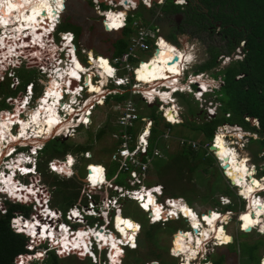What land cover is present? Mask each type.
<instances>
[{
    "label": "built area",
    "instance_id": "obj_1",
    "mask_svg": "<svg viewBox=\"0 0 264 264\" xmlns=\"http://www.w3.org/2000/svg\"><path fill=\"white\" fill-rule=\"evenodd\" d=\"M90 1L92 4V8L96 15L98 16V20L103 28V31L106 32H120L123 29L129 27L130 32L127 36V47L126 49L115 55L112 58L105 57L108 61L109 67L113 71V74L109 75L106 73V77L104 82L100 84V90L97 91L103 97H99L96 95V92H88L89 85L85 84V75L87 71L83 69H78V77L73 79L72 81H68L66 84V88L64 90L63 96L61 97L63 100L69 98V95H72V91L78 87L79 91L74 96L75 101L67 104V107H70L73 115H70L69 112L63 110L61 113L64 118L72 121L71 124L66 125L62 128L57 135L61 136L65 139L72 138L74 133L77 131L79 125H83V127H89L93 120V110L96 104H102L104 99L112 96L116 93H122L126 91V89H130V92L134 94H138V102H142L144 105H156L157 111L160 113L163 120L168 122L171 125H176L182 122V117L180 116V106L175 100L174 93L177 90L188 91L191 92L194 98L198 101L199 107L202 111V117L204 120L211 119L218 112L219 102L216 99V92L220 89L224 84L223 75L218 73L216 78H212L210 74L201 73L197 75H187L186 77L182 76L183 74L177 72L176 75L167 78L166 81H171L172 83H165V78L159 79L155 85H148L147 82H144L137 78V70L142 68V64H148L154 58V51L156 48L161 49L160 41L165 36L161 30V25L158 23L157 19L161 15V7L165 4L166 0H86ZM66 2V1H65ZM174 4H179L183 6V3L186 0H172ZM64 3V1H63ZM66 5V4H65ZM140 8L146 9L151 12V15L146 18L147 22L143 21L142 17H138L136 13ZM64 8L62 9V11ZM62 11L59 12L61 15ZM58 19L60 16L57 17ZM49 23H56L55 29H53V25L50 27L52 29H47V32L43 35V39L39 46H37L31 36L27 39L26 46L23 50H19L21 52H12L6 50L3 53H0V78H8L9 79V88L15 89L20 86L22 82V77H19L14 72H5L4 69L10 63L14 64V58L17 55H24V58H28L30 51H32L33 55L35 54V50L40 51V55L36 54L33 61L36 59L39 65V72L41 74H50V69H55L60 66V64L70 63L71 57H69L68 52L71 50V45H73V52L78 59V53H80L85 62L81 61L83 68L88 69L86 66V62L90 65V72L92 73L90 80H93L94 76V84H97L101 81V76L99 73V69L101 68L100 64L93 61V57L96 55L93 53L91 49H87L85 46H77L75 42V35L70 30L58 31L56 32V26L59 21L54 22L49 19V21L45 24L47 27ZM104 25L108 26V30L104 28ZM3 28L0 29V38L2 37ZM40 33V32H39ZM58 36L56 41L55 35ZM69 34L70 39L65 42V35ZM9 36V33H6ZM25 37H28L24 34ZM18 37V36H17ZM4 39V37H3ZM9 39V37L7 38ZM168 42L166 39H164ZM65 43L67 44L65 46ZM32 45H35V48H31ZM175 47V52H179V48ZM0 48V51H2ZM31 48L28 52L26 49ZM42 49V51H41ZM148 51H152L151 54L146 58H140L139 56ZM39 56V57H38ZM37 57L39 61L37 60ZM66 58V60H65ZM79 60V59H78ZM230 57L224 56L220 61V67L224 66ZM68 61V62H67ZM179 62V61H178ZM19 67V66H18ZM60 68V67H59ZM92 68L94 71H91ZM59 70V69H58ZM89 70V69H88ZM219 70V67L216 68ZM219 72V71H217ZM89 73V72H88ZM14 75V76H13ZM12 76V77H10ZM45 76V75H44ZM205 76V77H204ZM46 79V77H45ZM26 80V79H25ZM40 82V79H38ZM188 80V84H183V81ZM24 81V79H23ZM39 82L37 78L27 79V82L19 88L18 92L14 96H7L5 98V103L11 105L15 103L16 109L4 108L0 109V126L1 122H10V132L19 133L18 127L20 119H26L29 116V113L33 108L29 106L32 100L36 99L35 94H37V89H39ZM46 82L42 83L43 89L40 90V94H44L46 88ZM75 82L76 85L73 83ZM153 86L155 89L153 90V95L150 94V91H146V89ZM187 86V88H186ZM192 86V87H191ZM74 87V88H73ZM116 88V90H114ZM145 90V91H144ZM160 90L161 92H167L169 95L162 98L160 94L155 91ZM104 91V92H103ZM81 92H88V94H83L81 96ZM18 93L21 95L18 98ZM124 98L122 100H112L114 102L113 108L116 113V127L115 130L111 132V137L114 143V149L110 153V159L115 162L117 169L116 174L112 176L111 179L106 178L107 169L104 165L94 161H88L85 164V176L82 185L83 196L85 198L82 203H73L64 211L58 208L50 207V194L44 184L40 183L38 185H34V182L29 181L28 184L23 183L25 188L33 187V197L35 199L36 204H33V208L38 210L39 214L35 216L39 219L41 223L48 222L51 230L59 232L60 226L65 225L68 236L73 239L77 236V231L80 228L86 229L87 231H92L94 229L102 228V232L109 234H114L117 236L118 241L121 239V235L115 232V223L116 217L120 215L123 203L125 201L133 202L140 211L147 215V222L151 224H155L157 222H167L173 219H182L185 218L186 222H188L185 215L182 211L177 208L176 204L179 205V202L186 203L183 197L177 196L173 197L165 194L164 187L160 183H154L147 185L144 181L146 179L147 174L150 169L155 166L158 160L166 159L167 154L174 148V146L183 147L189 146L190 148L197 150L199 147L206 151V155H211L215 159V164L217 169L219 170L221 176L229 186V188L234 192L233 197L227 194H220L218 197L217 205H214L212 208H207L201 211H197L190 206V209H193L198 217L201 219V222L206 223L203 220V213H209L208 211H216L217 215L227 214V219L219 218L217 219L218 224H222V226H227L231 222L236 224V228L238 231L243 232H251L256 231L260 233L259 227L264 228V223L259 224V226L253 225L250 226V230L248 231V227H244L243 223L246 221L243 219V216L246 209H248V198L241 193L240 180L238 173L236 170L233 171V175H229L231 169L229 167L228 162L229 158L227 156H221L220 151L217 146V137L221 136L222 140L225 142L228 148L232 149L236 153V159L238 161L243 160V156L246 155V168L247 171L243 174V183L242 185L250 184L253 186V191L251 192V204L254 199L264 200V152L258 153V156L261 158L258 162L254 163L251 161V157L247 155L245 148L248 146L249 137H251V132L249 129L244 128L243 126L237 123H229L223 122L219 124L215 131L214 135L210 141H205L201 143L198 139H187L184 137L175 136L170 127H166L160 133V135L151 142L152 136V127L155 125L154 119L148 114H144L140 111L139 105L134 101V98L131 96ZM41 95L37 96L38 105L34 107L35 109L40 104ZM107 96V97H106ZM23 97V98H22ZM27 101V103H25ZM170 113L173 117L170 118ZM229 113H226L225 116L229 117ZM246 120L254 122L257 124V120H250L249 117H244ZM30 135H28L29 137ZM143 137V139H141ZM18 140H21L18 138ZM23 140V139H22ZM9 141L5 138L0 140V145L3 148H7ZM210 146L213 148L210 149ZM39 147V146H37ZM35 147H33L32 151H34ZM9 153V152H8ZM21 155H26L24 152H20ZM92 153L89 150L85 151V158L91 159ZM225 158V159H224ZM72 159V158H71ZM74 162V160H72ZM70 164V171L63 170L59 167L56 162H63L61 158H53L48 162V168L51 172H57L62 176L70 177L73 174L72 164ZM15 165V164H13ZM10 166V165H9ZM8 166V167H9ZM7 167V166H6ZM23 167H19L21 169ZM13 173L12 170H10ZM118 173H121L124 178L122 183H117L114 180L117 178ZM235 177V181L233 179ZM95 181V182H94ZM239 181V183H237ZM159 189V191H156ZM25 192V191H24ZM25 196L24 199L28 197L27 193H23ZM22 194V195H23ZM40 197H42L40 199ZM18 199H21L18 198ZM147 205V207H145ZM188 205V204H187ZM47 206L52 209L55 217L62 218L65 217V222H60L58 228H56L55 218H50L47 214ZM189 206V205H188ZM230 206V207H228ZM160 208L159 219H156V209ZM49 209V210H50ZM73 213H77V215H73ZM168 213H174V215H169ZM250 218H255L254 215L258 216L259 221L264 222V213L255 211V208H251L249 212ZM125 219H129L126 216H123ZM15 224L18 225V221L22 222V216H18L13 219ZM25 220V219H23ZM26 221V220H25ZM103 222V223H101ZM133 222V221H131ZM83 223V224H82ZM162 223V224H165ZM113 225V229L109 227V225ZM160 224V223H159ZM139 225V224H138ZM188 225L190 223L188 222ZM76 226V227H75ZM73 228L76 230L73 231ZM193 228H197L192 226ZM140 230V225L137 227L133 233L134 236L132 239H127L124 241V244H119L123 252L120 253L115 259L110 258V249L107 244L100 245L99 240L95 238L94 232H90L92 236H87L86 239L87 245H89L88 252H85L84 249H65L64 247H57L56 252L58 255H69L71 253H76L79 257H87L94 264H119L120 259L124 257V248L128 247L130 249L136 248V238L138 236ZM128 231V230H127ZM176 230V232H178ZM198 231V228H197ZM196 231V232H197ZM225 231L234 237L233 231L225 228ZM173 233V235L176 234ZM187 232V231H185ZM195 232V231H194ZM106 235V236H107ZM123 237V236H122ZM94 239V241H93ZM45 241V237H39L36 239L31 238V242L26 245V248L29 250V254H18L16 256V264L24 256H34L36 257L38 254L42 256L46 249H35V245L38 243H42ZM209 241H214L215 245L218 244H228L226 243H218L219 240H215L213 237L209 238L208 241L204 244L206 254L208 252ZM232 241V239H231ZM94 242L96 243L97 252H94ZM197 254L201 255L202 252L198 251ZM87 255V256H86ZM103 255V258L101 256ZM172 255H174L172 253ZM174 256L179 257V264L183 262V256L181 254H176ZM23 261V260H22ZM261 264H264V255L261 257ZM146 264H160L158 261H148ZM191 264H195L194 259L191 260ZM212 264V262L207 263Z\"/></svg>",
    "mask_w": 264,
    "mask_h": 264
},
{
    "label": "rangeland",
    "instance_id": "obj_2",
    "mask_svg": "<svg viewBox=\"0 0 264 264\" xmlns=\"http://www.w3.org/2000/svg\"><path fill=\"white\" fill-rule=\"evenodd\" d=\"M63 1H64V5L66 4L64 7L62 5ZM63 8H64V10L62 11ZM34 10L36 13H39V15H37L38 21H42L43 16H44L43 13L47 12L46 15L44 16V20H43V23H45V24L49 21V19L51 21H55L57 19V17L60 16L59 23H57V26H56V32L61 31L59 29V24L62 21V18L66 17V16L69 17V15H70L71 16V19H69L70 23L72 21L71 24L73 26L76 23V24H79L81 27V30H80L81 33L77 39L78 41H75L76 45L78 47L79 46H85L87 49H91L93 51V53L96 54L95 55L96 57L100 56L106 62H108V61L105 59V57L112 58L115 56V54L113 53V46H111V44L116 39L115 37L118 36V33L117 32L103 31V28L101 27V24L98 20V16L94 12V10L92 8V4L90 1H86V0H59V2H57V0H52V1L51 0H39L36 4ZM140 10H141V15H143V16L147 15L146 18H148L151 15V12H149L146 9L140 8ZM60 11H62L61 15L59 14ZM40 15H42V19H41ZM177 15H179V17L175 18V19H178V22L183 21V16L181 14H177ZM24 22L26 24L25 20H21L20 24L22 25V24H24ZM31 23L32 22H30V24ZM17 24L18 23H15L13 29H8V28H10V26H5L3 30L6 32L11 31V30H16L18 32V30H21V27H18ZM51 25H53V27H54L53 29H55V24L49 23L48 27L46 25H44V29L41 30L40 33L39 32H36V33L30 32V33H28V35H26L28 37H25V36L21 37L18 40L20 45H19V47L15 48L14 52L18 53V52H21L19 50H23V48L26 46L25 42L27 41V39L30 38L29 36H31L34 43L37 46H39V44L41 43V40L43 39V35L47 32V29H49V30L52 29L50 27ZM160 25H161L160 26L161 30L166 37V35H167L166 33L169 30L167 29L165 24L162 23ZM182 26L183 27L185 26L186 29H184V31H180V33H177V36H178V48H180L181 51L185 50L186 54H187L186 62L184 63V65L182 67L183 68L182 74L185 77V74H188V75L191 74V70L195 64L203 61L206 58L208 52L211 51V49H210L211 44L209 43L210 37L208 36L206 28L200 29L199 31L198 30L193 31L194 30L193 27L191 30L187 29V27H189L187 23H184ZM1 28H3V25H1ZM66 28H70V27H66ZM55 34L56 33H54V35ZM17 36H19V35H17ZM55 38L57 41L58 36L55 35ZM216 38H217L216 43H218V44H223L226 42V39L223 37H222L221 41H218L219 40L218 37H216ZM15 40H17V39H15ZM31 48H35V45H32ZM35 51L36 52L34 55H33L32 51H30V54L26 55V56H29L27 59L24 58V55L23 56L17 55L14 58V64L10 63L7 66V68L4 69L7 72V74H9L8 72H11V73L14 72L15 73L16 67L20 66L18 68L23 70V74H20L21 77L25 76L27 79L37 78L38 82H39L38 79H40L39 89H37L38 93L35 94L36 99L32 100L29 104V106L31 108H34L38 105L37 96L41 95L39 91L43 89L42 83L45 82L46 80H47L46 88H45L46 93H54V94L59 93L61 95L59 90H53V89H56L55 87L54 88L51 87L50 89H48L49 88V82H52L50 80V77L52 76L51 75L52 71L50 70V74H41L39 72V65H38L36 59L34 61L32 59H34L33 57H35L36 54L40 55V51L38 49ZM41 51H42V49H41ZM151 52L152 51H148L146 53H143L139 57L146 59L151 54ZM68 54H70V53L68 52ZM235 54L237 56L236 50H235ZM239 55H240V57H242V55H243L242 52ZM157 56H154V58L152 59V61L150 63L145 64L147 66H150V64H151L152 67L150 66L149 69H146L147 67H142L144 70H137V72L141 71V72L153 74L155 72L154 63L157 62L156 61ZM38 57H37V60L39 61ZM78 59L83 61V62L86 61V60H84L83 56L80 53H78ZM65 60H66V58H65ZM98 62H100V61H98ZM103 64L105 65L104 68L106 69V71H109L110 70L109 65L104 63L103 61H101V65H103ZM64 65L65 64H63V66ZM86 66H88L87 68L90 71L89 63L86 62ZM171 66H172L173 71L177 72L180 70L181 64L178 66H174L172 63H170V67ZM218 67L220 68V66H218ZM91 71H94V69L92 68ZM59 72H60V68L57 72V75L55 76V82L58 86L61 85L62 83H66V81H64V71H63V74L61 77V82H59V78H58ZM66 72H67L66 76H68L70 73V70L68 69V70H66ZM206 73L209 74L210 72H206ZM91 75H92V73L89 72L85 76V84L86 85H89L90 83H93V82L95 83L94 76L92 77L93 82L90 80ZM10 77H12V76H10ZM45 77H46V79H45ZM187 81L188 80L183 81L182 85L188 84ZM90 88H93V84H90L89 89ZM186 88H187V86H186ZM77 89H79V88H77ZM114 90H116V88ZM126 90L129 93H131L130 89H126ZM91 92H95V91H91ZM185 92L186 91H182V93L186 94ZM83 94L84 95L88 94V92H84V93L81 92V96ZM103 94H101L100 97H103L102 96ZM20 95H21V93H18V95H17L18 98H21V97H19ZM186 95L189 96V98L191 100H193V101L195 100L194 97H192L193 96L192 94H191L192 96H190V94H186ZM51 96H52V98H58L59 97L58 94L57 95H51ZM131 96L134 98V101L137 103V105H139L140 111H142L144 114L148 113V114L159 115L160 121L163 122L160 113L157 111V107H153V108L148 109V107L146 105H144L141 101L138 102V100H139L138 94L133 95L131 93ZM175 96H176L175 100L178 103V105L180 106V116L182 117V122H183V121H185V116L187 115V104L185 102H183L179 98V96L177 97L176 94H175ZM41 98L42 99H40L39 102H44V103H48L51 105L53 103L56 106V103L54 102V100L49 98L47 96V94L45 97H41ZM195 101H194V104H196ZM186 102H188V101H186ZM113 105H114V102L112 101V99L108 101L107 98L104 99V102L102 104H96V106L93 110L94 113H93V118H92V120H93L92 124L88 128L83 127V125H79L77 131L74 133V136L72 138L70 137L69 139H66V141H68L70 143V145H82V146L87 147L88 150L91 151V153L93 155V157L91 159L86 160V158L84 156L86 150L83 152V154L81 155L82 156L81 159H79L78 162L76 161L77 164L75 165V163H74V165H72L74 173L72 174L71 177H67L69 180L72 179L74 176V179L80 181L83 185V176L85 174L84 164H85V162H88V161H94V162H99V163L103 164L107 169L106 177L109 179H111L112 176H114L116 174L117 166H116L115 162H113L110 159V153L114 149V143H113V140L111 137V132L116 127V124H115L116 113H115V110L113 108ZM16 106L17 105L15 103H13L11 105H8L7 108L16 109ZM196 106L198 107L197 104H196ZM198 109H200V108L198 107ZM31 111H30L29 116H31ZM29 116H28V118H29ZM170 117H171V115H170ZM28 118H26V119H28ZM194 119H196L197 121H200L201 117H199V118L195 117ZM23 120H25V119H23ZM23 120L20 119L21 123L19 124V127H18L19 133H17V135L20 139L26 138V136H28L31 133V131L29 129L24 128ZM63 122H64V120H63ZM5 123H8V125L10 127V122H5ZM5 123H4V121L1 122L0 133H1L2 127L4 126ZM65 124L67 125V123H65ZM171 128H172L171 129L172 133L176 134V135L174 134L175 136L181 135V136H185V137H199V138H201V136H203L199 132L198 133L193 132L187 126V124L171 125ZM60 130H61V128L57 129L56 132H53L50 136L48 135L49 137L48 136H46V138L42 137V139L40 141L41 147H43V145L51 139L52 140L62 139L63 137L57 135V133ZM100 130H104V132L101 135H98ZM21 132L23 133V135H21ZM3 139H5L4 136H3ZM45 139H48V140L45 141ZM210 140H205V141H210ZM20 142L22 144L30 143L32 145H35V144L31 143L30 141H27V142L20 141ZM37 145H38V143H37ZM37 145H35V146H37ZM217 146H218V149L220 151L221 156H223L230 149L227 147V145L222 140V138L217 139ZM261 147H262V143L258 139L249 137V143H248V146L245 148V151H246L247 155L251 157L252 162L256 163L259 160H261V158L258 156V153L261 151L260 150ZM57 150L60 151L61 148L59 146H57ZM229 153L230 152H227V157L229 158L228 165L231 168L229 170H230V173L232 174L233 173L232 170L237 171V169L240 167V165H242L244 163V161H246L247 156L244 155L245 160H242L241 162L237 163L236 155L233 153H231V154H229ZM40 157H42V159L45 160V156H42L41 154H39L38 160L40 159ZM53 158H62V156H55ZM163 160L165 161V159L158 160L157 163L155 164V166L150 169V171L147 174L144 182L147 185L154 184V183H161L164 186L165 194L171 195V196L183 197L197 211H201V210H204L207 208H212L214 205H217V203H215V202L218 201V197L220 194H224L223 192L227 193L228 195H234V192L229 188V186L227 185V183L225 182V180L221 176L219 170L217 169L214 158H213V160H214L213 166L207 167L208 171L203 170V168L201 166H198L191 173L190 172L185 173V170H184V172H183L184 175L182 173L183 176L180 179L178 178V175L176 174L175 171L172 170V171H170V173L166 172V168L164 165L167 161L163 162ZM56 164H59V167H60V165H64V163H62V162H60V163L56 162ZM243 166L246 167V165H243ZM245 169H247V168H245ZM53 175L54 174H51V173H48L47 175H43L42 173H38V174H36V179L35 180L33 179L34 182H38V183L40 182V183L44 184V186L47 188V190L50 194V205L51 206L55 204L56 200L61 201V199H62V198H60L61 196L59 198H57V196L54 195L55 194L54 186L48 182L52 179ZM67 178L62 176V175H59L58 179L60 182H63L64 180H68ZM123 178H124V176L121 173H118L117 178L114 181L121 184L123 181ZM29 180H30V178L27 177V178H24L23 181L28 182ZM30 188L34 189L33 187H30ZM188 197H190V200H188L189 199ZM84 200H85V198H83V202H84ZM228 207H230V206H228ZM249 208L250 207L248 206V209ZM122 209H123V215L124 216L132 217L136 221H139L142 224V226H144L146 224H151L150 222H147V215L145 213H143L142 211H140L134 203H132L130 201L124 202ZM124 209H127L128 211H125ZM32 211H33V208H32ZM191 213H195V211L193 210L192 212H188V215ZM247 213H249V212H247ZM204 214H208V213H204ZM50 215H52V214H50ZM213 216H216V214L211 215V213H210L208 215H204L203 220H205L206 223L203 222V223L199 224L198 226H196L198 228L197 233H195L194 230L192 228H190L192 233H194L193 235H196L199 232L203 231L204 227H210L209 226L210 223H212V221L215 220L213 222L215 224V229H213V230L210 229L211 234L207 235V238L204 239V243L207 242L208 239L212 238V237L215 240H219L218 243L230 242L231 241V235L229 233H227V231H225V228L233 231L234 240L229 245H215L214 241H209L210 243H209V247H208V252L205 254L204 253L205 250H204L201 255H197L196 258L194 259L195 264H207V263H210L212 261H215V262L218 261L219 264H259V258L261 257V255L264 252V234L263 235L259 234L256 231H251V232L238 231L236 228V224L234 222H231L229 225L225 226V228H224V226L217 223V219L220 215H217L216 216L217 218L215 217V219H213ZM118 218L121 219L120 216ZM124 221H128V223H131L132 225H134L136 227L129 228V227H127V224H123ZM131 221L132 220H130V219H125L124 217H122V219L120 220L119 223L114 222L115 227L117 228L116 229L117 233L118 234L121 233L124 236H126V238L132 239L134 236L133 231L137 227H139V225L136 224L135 222H131ZM159 223L162 224L165 222H157L155 224H159ZM167 225H170V227H172V229L168 230L169 228L166 227ZM110 226H111V224L109 225V227ZM160 226L162 228L157 233V239L155 241V244L147 245V243L142 242L140 247L136 246V248L132 249V250H129L130 248L125 247L124 248V257H122L119 260L120 261L119 264H146V262H148V261L155 260V259H152V258L147 256V249H148V253H149V247H152L153 250H155L156 252L158 251L161 254L160 257L162 258V260L165 264H179L180 256L179 257L174 256V255L178 254V252H177L178 248L176 249L174 240H175V237H177L179 234H183L185 231H187V229H189V225L186 222L185 218H182V219L180 218V219H173V220L167 221V223H165V225H160ZM121 229L123 231H121ZM178 229H182L185 231L184 232L183 231L176 232V234L173 235V233ZM261 231H264V229ZM93 232L95 234V238H97L99 240L100 245L103 246V245L107 244L109 246V248H111L110 258L115 259L118 252H120L119 251V246H120L119 241L116 240L117 236L115 237L114 234H111V235L104 234L102 232V229H95ZM141 232H142V227H141V231H139L138 238H136L137 241H139V240L142 241V233ZM89 235L92 236L91 233ZM63 238L64 237L61 238V242L65 246L81 244L82 247L85 248L84 249L85 252L90 247L89 245H87L86 235L82 232L77 233V236H75L73 239H70L69 237H67V238L65 237V239H63ZM120 240H123V239L121 238ZM72 242H74V244H72ZM113 244L116 245L115 249H117V250H115V251L112 250V249H114L112 247ZM254 245H255V248L252 249V247ZM172 253L174 255H172ZM41 254H38L36 257L24 256L22 258L23 261L20 260L17 263L22 262L21 264H41V262L43 260V259L41 260V258H43V256H46V254H44L43 256H39ZM101 258H103V255L101 256ZM182 258L184 259V257H182ZM60 259L64 264H86L89 261L88 259H82V258H79L75 255H72L70 257H60Z\"/></svg>",
    "mask_w": 264,
    "mask_h": 264
},
{
    "label": "trees",
    "instance_id": "obj_3",
    "mask_svg": "<svg viewBox=\"0 0 264 264\" xmlns=\"http://www.w3.org/2000/svg\"><path fill=\"white\" fill-rule=\"evenodd\" d=\"M200 1H203V3L207 6L209 15L213 16L215 19L214 22L219 20L221 21L220 35L221 38H224L223 35H225L227 40L223 44L216 43V37H218L217 33H215L216 24L214 22H209L208 24L211 25V28L209 30L206 28L208 36L210 38H215L213 43L210 45L211 51L208 52L203 61L195 64L191 71L196 74L211 70L217 65L218 56L221 54H231L234 51L235 46L241 40L245 42L243 47L244 56L241 60L232 61L219 72L223 75L224 84L220 90L217 91L216 99L219 102L218 112L211 119L204 120L201 115H199V117L201 116L200 121L194 119L199 113V109L196 106L197 101L194 100L196 102V104H194V101L186 94L181 92L176 93L177 97L179 96V98L187 104V115L185 116V121L176 125L187 124L193 132H199L203 135L201 138L185 137L181 135L179 137L198 139L201 143H203L205 140H210L213 137L214 131L219 124L229 122L237 123L246 129L257 131L260 137H263L264 142V0H187V3L183 6V8H181L178 4H173L172 0H166L165 4L162 6L161 15L157 20L162 23L161 18L163 17L168 19V22L171 23L173 20L170 19V16L174 14H181L183 16L182 22L187 23L190 30L193 27V31H199L201 26V17L208 20V14L200 13ZM136 15L143 18L140 9ZM59 19L57 18L54 22L59 21ZM69 19H71L70 15L69 17L66 16L62 18V21L59 24V29L62 31H72L75 35V41H78L77 39L81 33V27L76 23L73 26L71 24L72 21L70 23ZM143 21L147 22L145 17L143 18ZM182 25L183 24L180 25L181 27L179 30L172 27V29H169V32L166 33V38L175 45H178L177 33L184 31V27ZM129 32V27L117 32L118 36L115 37L116 39L111 44L115 55L126 49L127 36ZM182 51L183 53L181 54V58L185 63L187 54L185 50ZM21 74H23V70H21ZM214 76H216V74H214ZM237 76L239 77L237 78ZM25 82H27V79L21 82V86L11 89L9 88L8 80L0 78V96H3V99L5 100V98L9 95H16L19 88H21ZM129 96L130 93L126 90L122 93H116L109 96L107 100L109 101L112 99L114 101H119ZM4 100H0V109L7 107ZM146 106L148 109L156 107V105ZM226 113L230 114L229 117L225 116ZM148 115L155 121V125L152 127L151 136V142L153 144V141L160 135L164 128H171V124L163 120L162 117L161 118L164 123L160 121L159 115ZM245 116L249 117L251 120L257 119L259 121V127L256 128L251 121L244 118ZM103 132L104 130H100L98 135H101ZM57 146L61 148L60 151L57 150ZM85 150H88V148L82 145H70L66 139H51L46 142L40 150V154L45 156V160L40 157L38 160V170L43 175H47L49 173L46 169L47 161L51 160L55 156H62V158L69 157L68 160L62 162L64 165H60V168L63 170L70 169L69 166L72 161L71 158H73L76 165V161L78 162V160L81 159V155ZM229 152V154L233 153L236 155L232 149H230ZM165 161H167L164 165L166 172L170 173L172 170L175 171L179 179L184 175V170L185 173H191L198 166H201L203 170L208 171L207 167L213 166L214 163L213 157L211 155H206V151L204 149L199 147L197 150H194L189 146H175L167 154ZM165 161L163 160V162ZM241 161L237 160V163ZM51 174L54 175L48 182L54 186V195H56L57 198L60 196V198H62L61 201L55 199V204L52 205V207L65 210L73 203L80 204L83 202L84 196L82 183L80 181L74 179L73 176L70 180L67 178L68 180L60 182L58 179L59 175L55 173ZM223 193L227 194L225 192ZM229 196L233 197V195ZM188 198V200H190V197ZM5 207L6 211L4 213L0 212V264H16L15 259L18 254H29V250L26 248L28 237L23 233L15 232L10 227L9 221L15 212H20L22 215L29 217L31 208L29 205L22 202L11 201H6ZM49 209V206H47V212ZM124 210L128 211L127 209ZM31 220L36 221V218L33 217ZM146 225L142 226L141 224L142 241H138L139 247L142 242L147 243V245L155 244L157 233L162 228L160 225L165 224ZM166 227L169 228L168 230L172 229L170 225H167ZM178 232H181V230ZM84 233L87 237L89 236L90 231L88 232L86 230ZM38 236L43 238L41 235ZM65 237L67 238L68 236ZM65 237L63 239H65ZM254 248L255 245L252 249ZM112 250L115 251L117 249L114 248ZM120 250L121 247H119V251ZM147 256L160 261V264H165L160 257L161 254L158 251L156 252L153 250L152 247H149V253L147 249ZM212 263L219 264L218 261H212ZM41 264L64 263L58 256L50 251L47 256L43 258ZM86 264L92 263L88 261Z\"/></svg>",
    "mask_w": 264,
    "mask_h": 264
},
{
    "label": "bare ground",
    "instance_id": "obj_4",
    "mask_svg": "<svg viewBox=\"0 0 264 264\" xmlns=\"http://www.w3.org/2000/svg\"><path fill=\"white\" fill-rule=\"evenodd\" d=\"M38 1L39 0H0V29H1V25H3V29L5 26H10V28H8V29H13L15 23H18L17 24L18 27H21V30H18V32L16 30H11V31H7V32L2 30L3 32H2V37L0 38V48L1 47H3V48H2V51H0V53L5 52L6 50H9L12 52L15 51V48L19 47V45H20L18 40L21 37H24V33H25V35H28V33H30V32L36 33V32H40L41 30L44 29L45 24L43 23V20H44V16L46 15L47 12L43 13L44 16H43L42 21L37 20L38 16H37V13L35 12L34 9H35V6H36ZM40 17L42 19V15H40ZM21 20H25L26 24L24 22V24L21 25L20 24ZM30 22H32V23L30 24ZM54 24L56 25V23H54ZM6 33H9V36L6 35ZM17 35H19V36L17 37ZM3 37H4V39H3ZM6 37L7 38L9 37V39H7ZM65 37H66L65 42H67L70 39V36H69V34H66ZM15 39H17V40H15ZM66 45L67 44L65 43V46ZM71 47L72 48L69 51L70 54H68L69 57H71V59L69 60L70 63L68 62V64L64 65V66H63V64H60V66H59L60 67V72H59V77H58L59 82H61V77H62V74L64 71V81H66V83H62L61 85L58 86L55 82V76L57 75L59 67H57L55 69H53V68L50 69L52 71L51 72L52 76L50 77V80L52 82H49V88L48 89H50L51 87H53V88L55 87L56 89H53V90H59L61 95L59 93H56V95L58 94L59 97L58 98H52V96L49 95V93H46V91L44 92V94L41 95V97H45L47 94V96L49 98L54 100V102L56 103V106L53 103L51 105L48 103L40 102V105L36 109L31 111V116H29L28 119L23 120L24 128L29 129L31 131V133L29 134L30 135L29 137L26 136V138H24V139L22 138L24 142L30 141L31 143H33L35 145H37V143L39 145L42 137L46 138V136H48V135L50 136L53 132H56L57 129L64 128L66 126L65 123H67V125L72 123L70 118H68V119L64 118L61 112L63 110H65L66 112H69L70 115H73V113L70 111L71 110L70 107H64V105H67L72 101L73 102L75 101L73 95H76V93L78 92L77 91L78 87H76L72 91V95H69L68 99L63 100L61 97L63 96L64 90L67 89L66 88L67 82L72 81L73 79H76L78 77V72H77L78 69H83V70L87 71L86 75L90 71L88 69L83 68L82 63L80 62V60L77 59V56H75V53L73 52V45H71ZM174 49H175V47L171 43H169L167 47H162L161 50L159 49V52L155 55V56L158 55L157 59H156L157 62L154 63L155 72L153 74H150V73H145V72L139 71V72H137V78L144 81V82H147L148 85H155L157 83V81L159 79H162V78H165L164 81H162V82L172 83L171 81H166L167 78H169L170 76H173V74H177V72H181V69L184 65V61L181 58V54L183 53V51L179 50L180 53H178V52H175ZM174 55H176V57L178 58L177 61H175V62L172 61V58ZM93 61H95L97 63V66H98V64H100V66H101V68L98 70L100 73V76H101V81L98 82L97 84L90 83V84H93V88L88 89V92L95 91L96 95L99 97L100 94L97 93V91H99L101 88L100 84L104 82V79L106 77V73L109 74V72H111L112 70L110 67L111 71H106V69L104 68L105 65L104 64L101 65V61H103L106 64H108V62H106L100 56L99 57L94 56ZM98 61H100V62H98ZM170 63H172L174 66H178L181 64L180 70L177 72L173 71L172 66L170 67ZM146 67H147L146 69H149L150 66H146ZM68 69L70 70V73L68 76H66V74H67L66 70H68ZM139 70H144V69L140 68ZM73 73H75V76L73 75ZM112 74H113V71L111 72V75ZM158 82H160V81H158ZM73 84L76 85L75 82ZM90 84H89V86H90ZM154 89L155 88L153 86H151L150 88L146 89V91H150V94L153 95ZM155 91H157L162 98L169 95L167 92L163 93L160 90H155ZM168 114H170V113H168ZM170 115H169V117H170ZM33 117H35V119H33ZM172 117L173 116L171 115V118ZM63 120H64V122H63ZM9 129H10V127H9L8 123H5L1 129L0 135L2 134L13 145L14 139L12 137H16V139H18L19 137L16 133L10 132ZM218 138L221 139V136H218L217 139ZM11 144H10V146H11ZM0 148H1V146H0ZM229 150L227 152H229ZM227 152L223 156H227ZM243 160H245V159H243ZM15 163L16 164L14 166H11V168L15 169L17 167V165H20V166L23 165V162L20 160H16ZM243 165H246L245 161L242 165H240V167L236 171L237 173H239V171H240V176L238 179L240 180V184H241L240 185L241 190H242L241 193L244 194L248 198V204L251 205V207L255 208V211H257V213H259V212L264 213V200L254 199L253 203L251 204V198H252L251 192L254 190L253 186L250 184H247V183L245 185H242L243 174H244V172L247 171V169H245L246 167H244ZM66 171L69 172L70 169H66ZM233 174L234 173H232L231 175H233ZM234 178L235 177H233V179ZM234 181H235V179H234ZM16 182H17V179L14 178L13 174H8V175L4 174L3 176H0V183H4L5 186L7 187L6 188L7 191L10 192L13 196H16L19 198L21 196L22 197L25 196L24 194L22 195L19 192L15 194L14 190L15 191L20 190L21 192H22V190H25L26 192H32V189L29 187H27V188H25V187L16 188L17 186H19V183H16ZM256 201H260V203H256ZM183 204L188 206L187 203H184V202H179V205L176 204V206H177V208H179L182 211L183 214H185V217L187 218L190 225H189V229H187V232H184L183 233L184 235H179V236L175 237L174 241H175L176 249L178 248L177 249L178 254H181V256L184 257L183 264H190L191 263L190 260L193 258H196V254L198 251H201L203 253V251L205 249L204 244L206 243V242L204 243V239L207 238V235L211 234L210 229H212V230L215 229V224L213 223L215 220H213L212 223H210V225H209L210 227H204L203 231L199 232L196 235H193L194 233H192L190 228H192V226L196 227L199 224H201L202 222H201V220L199 221L198 218L189 219V215H192V214H189V215L186 214L185 210L183 209ZM51 211H52V209L48 212L53 215V213ZM247 211H248V209L243 211V213H245V216H243V217H248V219H245L246 221L244 222L247 225V227H249V226L252 227L253 225L259 226V224L264 223V222H257V221H259V219H258L259 217L256 215H254L255 218H253V219L250 218V215H249V213H247ZM210 213H211V215L216 214V216H217L216 211H214V212L212 211ZM119 216L120 215H118L116 217V222H118V223L122 219V216H120L121 219L118 218ZM226 216L227 215H224L223 217L221 216V218L226 219L227 218ZM53 217H55V216H53ZM219 218L220 217H218V219ZM203 219H204V217H203ZM249 220L253 221V223L248 224ZM244 223H243V226L246 227V225ZM44 225H47V227H43ZM18 226L21 228V230H25V232H28L30 234H32V232L35 231L37 233L36 235H41V236L47 237V238L49 237V238H52L53 240L56 239L57 243H59L58 240L61 241V239L58 238L59 237L58 233H60V235L62 237L68 236V233L66 231L67 228L65 225H61L63 227L60 226L61 232L52 231L47 222H43L38 226L36 221L31 220V219H27L26 221L19 222ZM116 229L117 228L115 227V231H116ZM263 229H264L263 227H261V228L259 227V230H260L259 232L263 233L264 231H261ZM85 231H86V229L80 228L77 231V233H81V232L84 233ZM197 232H195V233H197ZM105 234H108V233H105ZM109 235H111V234H109ZM119 235H121V238L123 239V240L119 241V244H124L125 240L130 239V238H126V236H124L121 233H119ZM69 238L72 239L71 236ZM61 244H62V242H61ZM72 244H74V242H72ZM62 246L67 247L63 244H62ZM68 247H73V245L68 246ZM76 247L81 248L82 245L76 244ZM108 248H109V246H108ZM109 249L111 250V248H109ZM121 252H123L122 247H121L120 252H118L117 256L120 255Z\"/></svg>",
    "mask_w": 264,
    "mask_h": 264
},
{
    "label": "clouds",
    "instance_id": "obj_5",
    "mask_svg": "<svg viewBox=\"0 0 264 264\" xmlns=\"http://www.w3.org/2000/svg\"><path fill=\"white\" fill-rule=\"evenodd\" d=\"M187 3V0H186V2L185 3H183V6L185 5ZM174 4V3H173ZM179 5V4H178ZM181 6V5H180ZM183 6H181V8H183ZM161 10H162V7H161ZM158 21V20H157ZM158 23H159V21H158ZM160 24V23H159ZM165 36V35H164ZM164 39H166L167 41H168V43H171L166 37L164 38ZM171 44H173V43H171ZM244 44H245V42H243L242 40L235 46V48H234V51L231 53V54H221V55H219L218 56V58H217V65L215 66V67H213L211 70H209V71H204V72H199V73H193L192 71H191V74L192 75H197V74H201V73H206V72H210L209 74L212 76V78H216L217 76H218V73L225 67V66H227L228 64H230L232 61H234V60H241L242 58H243V56H244V52H243V47H244ZM174 46H176V47H178V45H175V44H173ZM180 49V48H179ZM235 50H236V52H237V56H236V54H235ZM241 52H242V57H240V55L239 54H241ZM224 56H228V57H230V60L224 65V66H221L220 68H219V70H217V71H219V72H217V71H213L214 69H216L218 66H220V61L222 60V58L224 57ZM20 67V66H19ZM19 68L18 67H16V69H15V73L17 74V71L16 70H18ZM182 70H183V68L181 69V72L180 73H182ZM6 72V71H5ZM214 74H216V76H214ZM18 75V74H17ZM174 75H176V74H174ZM173 75V76H174ZM188 74H185V77L187 76ZM184 76V75H183ZM240 76V75H239ZM239 76H237V78L239 77ZM21 77V76H20ZM5 78V77H4ZM6 79V78H5ZM7 80H8V82H9V79L7 78ZM20 86H21V84H20ZM222 87V86H221ZM220 87V88H221ZM220 90V89H219ZM218 90V91H219ZM177 92H181L182 93V90L180 91V90H177L175 93H174V96H175V94L177 93ZM186 94H190V96H192L193 94L191 93V92H188V91H186L185 92ZM192 94V95H191ZM216 94H217V92H216ZM176 97V96H175ZM192 97H194V96H192ZM195 99V98H194ZM111 100V99H110ZM196 100V99H195ZM197 101V100H196ZM197 105H198V107H199V103H198V101H197ZM200 108V107H199ZM33 109H35V108H33ZM200 111H201V108H200ZM142 112V111H141ZM143 113V112H142ZM202 111H201V116H202ZM202 119H203V117H202ZM201 120V119H200ZM115 130V129H114ZM113 130V131H114ZM62 139H65V138H62ZM20 141H23L22 139L21 140H17V139H14V144L12 145L10 142L8 143V145H7V148H3L1 145V148H0V172H2V173H4V174H6V175H8V174H13V176H14V178L15 179H17V182L16 183H19V186H17L16 188H22L23 186H24V184L23 183H26V184H28L29 183V181H32V182H34L33 181V179L35 180L36 179V174H38V173H40L39 172V170H38V157H39V154H40V150H41V144L40 145H37V146H39V147H37V146H35V145H32V144H30V143H24V144H22ZM10 144H11V146H10ZM33 147H35L34 149V151H32V149H33ZM9 152V153H8ZM20 152H24L26 155H28V156H25V155H21L20 156ZM91 152V151H90ZM85 156V155H84ZM93 156V155H92ZM53 159V158H52ZM69 159V157H65V158H61V160L62 161H66V160H68ZM16 160H20V161H22L23 162V165L22 166H20V165H17V167L14 169V168H11V166H14L13 164H16L15 163V161ZM72 160H73V158H72ZM86 160H88V159H86ZM50 161V160H49ZM49 161H47V167H46V169H47V171L49 172V173H55V174H57V175H60L59 173H57V172H51V171H49V168H48V162ZM73 162V161H72ZM99 163V162H98ZM85 164H86V162H85ZM85 164H84V167H85ZM8 165H10L9 167H8ZM72 165H74V162H73V164ZM103 165V164H102ZM7 166V167H6ZM19 167H23V168H21V169H28L29 171H27V172H22L21 171V169H19ZM70 168V167H69ZM85 169V168H84ZM10 170H12L13 171V173H11V171ZM72 170H73V167H72ZM73 173H74V170H73ZM72 176V175H71ZM70 176V177H71ZM84 176H85V174H84ZM84 176H83V181H84ZM30 178V180L27 182V181H23L24 180V178ZM65 177V176H64ZM67 178V177H66ZM107 178V177H106ZM107 179H109V178H107ZM39 183L38 182H34V185H38ZM161 184V183H160ZM164 187V186H163ZM7 187L5 186V184L4 183H0V189H4V191H0V212L1 213H4L5 211H6V207H5V202L6 201H11V202H22V203H24V204H26V205H29L30 206V208H31V213H30V215H29V217H26V216H24V215H22L20 212H15V214L10 218V221H9V225H10V227L15 231V232H20V233H23V234H25L27 237H28V243L26 244V245H28L30 242H31V238H34V239H36L37 240V238H38V235H33V234H30V233H28V232H25L24 230H21V228L18 226V225H16L15 224V222H14V218H17L18 216H22V221H25V220H27V219H31V218H33V217H35L36 218V221H39V219L35 216L36 214H39V215H41L40 213H39V211L38 210H35L34 208H33V204H36V202H35V199L33 198V197H35V196H33V192H26L25 190H22V192L20 191V190H14V193L16 194V193H20V194H23V193H27L28 194V197L27 198H21V199H18L19 197H16V196H13L12 194H10V192H8L7 191V189H6ZM30 188V187H29ZM25 191V192H24ZM164 192H165V189H164ZM14 194V195H15ZM171 196V195H170ZM173 197H177V196H173ZM181 197V196H180ZM42 197H40V199H41ZM186 201V200H185ZM125 202H127V201H125ZM131 202V201H130ZM133 203V202H132ZM186 203L189 205V206H191L190 205V203H188L187 201H186ZM50 207L51 208H56V207H52L51 205H50ZM32 208H33V211H32ZM59 209V208H58ZM51 210V209H50ZM49 210V211H50ZM60 210H62V209H60ZM62 211H64V210H62ZM46 214L50 217V218H55L57 221H56V223H55V226H56V228H58L59 227V225H60V222H65L66 220H65V217H62V218H56V217H53V216H55V215H50L49 214V212H47L46 211ZM120 216H124L123 215V209H121V213H120ZM127 218H129L130 220H132L133 222H135L136 224H139L140 225V230L139 231H141V223L139 222V221H136L135 219H133L132 217H130V216H126ZM23 219H25V220H23ZM101 223H103V222H101ZM167 223V222H166ZM188 223V222H187ZM41 224V222L39 221V223H38V226ZM64 224H66V222L64 223ZM76 227V226H75ZM112 229H113V225L111 224V226H110ZM95 228H97V229H100V228H98V227H95ZM225 228V227H224ZM76 229L75 228H73V231H75ZM179 230H181V231H183L184 232V230H182V229H179ZM57 232H59L58 231V229H57ZM116 233H117V231H115ZM176 232V231H175ZM174 232V233H175ZM59 234V239H61L62 238V236L60 235V233H58ZM118 234V233H117ZM139 234V233H138ZM263 235V234H262ZM137 238H138V236H137ZM233 240H234V237H232V241H231V243L233 242ZM93 241H94V239H93ZM58 242L59 243H57V240L55 239V240H53L52 238H45V241L44 242H42V243H38V244H36L35 245V249L37 250V249H46L45 250V252L43 253V255L44 254H46V256H47V254H48V252H50V251H52L56 256H58L59 258L60 257H70V256H72V255H75V256H77V254L76 253H71V254H69V255H58V253L56 252V248L57 247H63L62 246V244H61V241L60 240H58ZM136 242L138 243V241L136 240ZM136 243V246H138V244ZM230 243H228V244H226V245H229ZM218 245H225V244H218ZM65 249H67V248H69V249H71V250H73V249H75V250H77V249H79L78 247H64ZM128 248V247H127ZM80 249H84L83 247H81ZM30 250V249H29ZM129 250H132V249H129ZM30 251H32V250H30ZM33 252V251H32ZM86 252H88V251H86ZM94 252L96 253L97 252V247H96V243L94 242ZM42 255V256H43ZM197 255H199V254H196V256ZM264 255V252H263V254L261 255V257ZM46 256H43V258H45ZM87 256V255H86ZM77 257H79V256H77ZM261 257L259 258V264H261L260 263V261H261ZM43 258H41V260L43 259ZM79 258H82V259H88L89 260V262L90 263H92L91 261H90V259L89 258H87V257H79ZM193 259H195V258H193ZM192 259V260H193ZM154 261H158V260H154ZM159 262V261H158ZM195 262V261H194ZM92 264H94V263H92Z\"/></svg>",
    "mask_w": 264,
    "mask_h": 264
},
{
    "label": "flooded vegetation",
    "instance_id": "obj_6",
    "mask_svg": "<svg viewBox=\"0 0 264 264\" xmlns=\"http://www.w3.org/2000/svg\"><path fill=\"white\" fill-rule=\"evenodd\" d=\"M201 2V4H200V13H203V14H208V20H206L205 18L203 19L202 17H201V26H200V29H205V28H208V30L211 28V25H209L208 23L209 22H214V18H213V16H211V15H209V10H208V8H207V6L203 3V1H200ZM201 16V15H200ZM179 17V15H177V14H174V15H172V16H170V19L171 20H173L170 24H169V22H168V19H166V18H161V21H162V23L163 24H165L166 25V27H167V29L169 30V29H172V27H174V28H176V29H180V25L181 24H184V22H182V21H179L178 22V19H175V18H178ZM159 23L160 24H162L160 21H159ZM215 24H216V29H215V33H217V35H218V38H219V40L218 41H221L222 40V38H221V35H220V32H221V21L219 20V21H217V22H214ZM184 29H186V27L184 26ZM187 29H190L189 27H187ZM169 31H167V33H168ZM224 36V38H225V35H223ZM226 39V38H225ZM215 40V38H209V43L210 44H212L213 43V41ZM227 40V39H226ZM160 44H161V46H163V47H167L168 46V42H166L163 38H162V40L160 41ZM31 48H28V49H26L25 51H29ZM161 50V49H160ZM21 70L22 69H18V70H16L17 71V74H18V76L20 77V74H21ZM25 78V76H22V81H23V79ZM25 79H27V78H25ZM24 79V80H25ZM0 100H4L3 99V96H0ZM5 101V100H4ZM257 120V119H256ZM256 128H258L259 127V121L257 120V124L256 123H254V122H251ZM250 132H251V138H255V139H258L261 143H262V147L260 148V152H264V142H263V137H260V135L257 133V131H254V130H250ZM259 152V153H260ZM263 158H264V156H263ZM238 175L240 176V171H239V173H238ZM242 191V190H241ZM248 206H250V208L248 209V211L247 212H249L250 211V209H251V205H249L248 204ZM224 215H227V214H224ZM222 216V215H221ZM221 216H219V217H221ZM244 216H245V214H244ZM217 218V217H216ZM192 223V222H191ZM189 231V230H188Z\"/></svg>",
    "mask_w": 264,
    "mask_h": 264
},
{
    "label": "snow or ice",
    "instance_id": "obj_7",
    "mask_svg": "<svg viewBox=\"0 0 264 264\" xmlns=\"http://www.w3.org/2000/svg\"><path fill=\"white\" fill-rule=\"evenodd\" d=\"M57 2H59V0H57ZM37 15H39V13H37ZM111 74V72H109V75ZM73 75L75 76V73H73ZM77 91H79V89H77ZM49 95H56V94H54V93H49ZM25 103H27V101H25ZM64 107H67V105H64ZM171 118V117H170ZM33 119H35V117H33ZM21 135H23V133L21 132ZM13 139H16V137H12ZM3 139V136L2 135H0V140H2ZM141 139H143V137H141ZM219 139V138H218ZM70 162V161H69ZM21 171L22 172H27V171H29L28 169H21ZM4 175V173H2V172H0V176H3ZM229 175H231V173H229ZM95 182V181H94ZM237 183H239V181H237ZM0 191H4V189H0ZM156 191H159V189H157ZM11 194V193H10ZM256 203H260V201H256ZM145 207H147V205H145ZM159 212H160V208H157L156 209V213H157V215H156V219H159ZM169 215H174V213H168ZM53 215H54V213H53ZM73 215H77V213H73ZM213 219H215V216H213ZM243 219H248V217H243ZM17 223H19V221L17 222ZM36 223L38 224L39 223V221H36ZM124 223L125 224H127V227H129V228H133V227H136V226H134V225H132L131 223H128L127 221H124ZM251 223H253V221H251V220H249V224H251ZM43 227H47V225H44ZM61 227H63V226H61ZM246 227H247V225H246ZM121 231H123L122 229H121ZM32 234L33 235H36L37 233L35 232V231H33L32 232ZM73 247H76V245H73ZM113 248H115L116 247V245L115 244H113V246H112Z\"/></svg>",
    "mask_w": 264,
    "mask_h": 264
},
{
    "label": "crops",
    "instance_id": "obj_8",
    "mask_svg": "<svg viewBox=\"0 0 264 264\" xmlns=\"http://www.w3.org/2000/svg\"><path fill=\"white\" fill-rule=\"evenodd\" d=\"M183 65V64H182ZM142 66L143 67H146L147 65H145V64H142ZM150 66L152 67V65L150 64ZM214 71H217L216 69H214ZM174 75V74H173ZM171 77V76H170ZM199 115H201V111H200V109H199V113H198V115L196 116L197 118H199ZM201 117V116H200ZM183 209L185 210V212H186V214H188V212H192L193 210L192 209H190V207L189 206H186L185 204H183ZM210 212H212V211H210ZM210 212L208 213V214H210ZM192 215H189V219H191V218H198V220L200 221V218L197 216V214L195 213H191ZM208 214H204L203 213V215H208ZM179 235H184V234H179ZM178 235V236H179Z\"/></svg>",
    "mask_w": 264,
    "mask_h": 264
},
{
    "label": "water",
    "instance_id": "obj_9",
    "mask_svg": "<svg viewBox=\"0 0 264 264\" xmlns=\"http://www.w3.org/2000/svg\"><path fill=\"white\" fill-rule=\"evenodd\" d=\"M62 5H63V7L65 6L64 3H62ZM104 28H105L106 30H108V26H107V25H104ZM158 52H159V48H156L155 51H154V55H156ZM177 59H178V58L176 57V55H174L173 58H172V61L175 62V61H177ZM46 140H48V139H45V141H46ZM212 148H213V147L210 146V149H212ZM224 159H225V158H224ZM208 212H210V210H209ZM193 230L196 232V231H197V228H193ZM247 230H248V231L250 230V226L247 228ZM231 239H232V237H231Z\"/></svg>",
    "mask_w": 264,
    "mask_h": 264
}]
</instances>
